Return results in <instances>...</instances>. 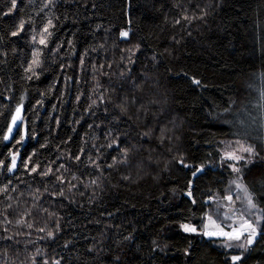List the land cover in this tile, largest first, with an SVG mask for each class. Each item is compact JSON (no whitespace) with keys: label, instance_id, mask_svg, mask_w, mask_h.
Masks as SVG:
<instances>
[{"label":"trees","instance_id":"16d2710c","mask_svg":"<svg viewBox=\"0 0 264 264\" xmlns=\"http://www.w3.org/2000/svg\"><path fill=\"white\" fill-rule=\"evenodd\" d=\"M46 3L16 0L12 9L0 0V264H233L217 241L181 225L199 231L206 201L224 194L221 142L239 139L242 128L259 153L243 183L264 209V144L252 105L264 84V0ZM48 19L55 27L45 46L39 32ZM21 20L24 30L12 36ZM37 50L42 66L29 80ZM18 105L21 124L6 142ZM116 137L119 150L108 147ZM235 264H264V234Z\"/></svg>","mask_w":264,"mask_h":264},{"label":"snow or ice","instance_id":"6c2138e0","mask_svg":"<svg viewBox=\"0 0 264 264\" xmlns=\"http://www.w3.org/2000/svg\"><path fill=\"white\" fill-rule=\"evenodd\" d=\"M49 5L54 6L53 0H47V3L44 5V7H48ZM15 7H16V0H11V8L15 9ZM208 7H211V5H209ZM201 13H202V15L198 18L203 19V17L208 14L207 8L201 9ZM4 15H8V13H4ZM184 19L187 20L188 17L185 16ZM176 22L179 23V21H176ZM24 26H25V22L23 20H21L17 26V30L12 31L11 35L17 36L19 34V32L24 30ZM54 27H55V25L53 24V20L48 19L47 22L44 24V26L42 27V29L39 32V36H40L39 44L47 46L48 38L53 35V32L50 31V29H53ZM120 36L124 39H127L129 37V31H121ZM32 39H33V41H36V36L34 35L32 37ZM136 49L137 50L139 49V45L136 46ZM127 51L130 53L129 56L127 57L128 62L130 64L134 63V61L132 60V57L135 55V51L132 49H129ZM40 57H41V52L39 50L33 52L32 60L28 64V66L25 68V72L30 73V75L27 76V79L31 80L34 76H38L37 69L41 68V66H42V61H41ZM153 59H155V57H153ZM81 63H83V61H81ZM121 75L123 76L124 74L122 73ZM194 82L197 84L200 83L198 80L194 81ZM100 100H101V102H103V96L100 97ZM95 103L96 102L93 101V104H95ZM118 107L121 108L122 112L126 111V108L124 106L120 105ZM261 107H264V105H261ZM21 110H22V105H18L16 110H15V114L12 116V119H11V125L12 126H15L17 121L22 119ZM226 111H228V109H226ZM240 123L243 124L244 122L241 120ZM12 126H9V128H8L9 134L12 133ZM109 135H111V132H109ZM143 135L145 137H147L150 135V132H145V133H143ZM161 135H162L161 142H163L164 130H161ZM8 138H9L8 136L4 137L5 140H7ZM118 140H119V137L114 138L109 143L108 147H112L113 145H116L117 150H119V145L117 143ZM235 144H236L235 148H232L231 144L228 145V148L231 150L224 151V153L221 157V160H222V162L223 161H231L232 162L229 164V167L231 168V170L234 173L238 174L237 180L232 181V183L235 185V187L239 191H242L244 193L243 201H242L243 208L240 209V211H239V217H238L239 223L235 226H230V230L226 231L223 224L217 223L216 220L213 219L212 215H208L207 216L208 223L203 225V227L205 229L203 231V235L208 236V237H223V238H225L226 241H240L242 238H244L246 240V244L251 245L254 242V240L258 234H264V223H262V221H264V209H262L260 207L259 203L257 202L254 190H250V188L247 185H245L241 182H238L241 180V177L239 174L241 173L242 170L237 165L240 164L241 162H243V164L245 166H247L248 164H252L254 162V158L256 156H258L259 153L256 151V149L252 145L245 144L241 140H236ZM81 152H83V150H81ZM245 154H247V156H245ZM74 159L76 161H79L81 159V157H80V155H77L74 157ZM89 159L91 160V157H89ZM16 160H17L16 154H12L11 164L8 167L9 172L13 171L16 168ZM120 162L121 163L127 162V150L124 151L123 159ZM3 163H4L3 161H0V166H3ZM93 163L95 164V161H93ZM115 163H116V161L114 159L113 164H115ZM178 163L184 167H188V165L184 164V160L182 157L179 158ZM112 166L113 165H108V167H112ZM60 167H64V166L61 165ZM96 167L99 168L100 165L96 164ZM38 168H39V165L33 167L31 169V172H36ZM202 171H203V167L196 169L193 172V176H196L197 173L202 172ZM40 174L42 176H48V175L52 174V169L48 168L46 171H44ZM56 179L60 184H64V182H65L64 178L62 176H57ZM72 179L75 180L77 178L75 176H73ZM68 183L71 185L70 181ZM93 183H95V181H93ZM71 187H75V185H71ZM71 187L69 188V191H71ZM0 191H6V189H0ZM45 191H47V189H45ZM37 192H39V189H37ZM58 195L64 196V191L61 190L58 193ZM187 195L189 197H192L191 190H189L187 192ZM262 198H264V197H262ZM224 199L229 203V205L233 204V197L231 195L226 196ZM237 199H240V197L237 196ZM34 200L38 201L39 196H36L34 194ZM192 203L193 204L196 203L195 199H192ZM9 207H11V205H9ZM44 211H47V209H44ZM230 211L234 214V213H236L237 210L234 207H232V208H230ZM28 214L30 215V213H28ZM50 215H54V214H50ZM223 215H224V219H226V220L232 219V216L229 215L228 211H225ZM217 216H219V208L217 209ZM248 217H254V219H249ZM17 223L18 224L23 223V221H17ZM27 227L31 228L32 224H28ZM181 227L184 230V232H186V233H196L197 232V228L194 224L185 223V224H182ZM58 229H59V225L57 224V230ZM5 231H7V229H5ZM39 231L44 232L45 229L40 228ZM47 236L50 238L53 237V232L48 231ZM231 246L232 245L229 243L225 244V247H231ZM238 246L239 247H245L244 244H240ZM89 251H91V249H89ZM37 252L39 254V250H37ZM240 260H241L240 256H233L232 257L233 264H235V262L240 261ZM32 264H36L35 257H33ZM43 264H49L48 260H44ZM53 264H61V262H60V260H54Z\"/></svg>","mask_w":264,"mask_h":264},{"label":"rangeland","instance_id":"374dc122","mask_svg":"<svg viewBox=\"0 0 264 264\" xmlns=\"http://www.w3.org/2000/svg\"><path fill=\"white\" fill-rule=\"evenodd\" d=\"M256 101L252 104L253 106L256 107V111L259 112V116L258 117L259 119V123H258V133L259 135H261V144L263 145L264 144V107H261V105H264V84H261V86L258 88V90L256 91ZM247 123V121H246ZM250 127H252L253 125V121L252 122H248L247 124ZM242 125H240L239 128H241ZM248 128V127H246ZM245 131V132H244ZM247 131L244 130L242 128L239 129L238 131L236 130V132L234 134H237L238 138L239 139H230V140H224L221 142V157L224 153V151L226 150H231L228 148V145L231 144L232 145V148H235L236 147V144H235V141L236 140H241L242 142H244L245 144H250L252 145L254 148L255 147V141H253V139H256L257 138H251L250 137V133H246ZM248 134V135H247ZM250 138V139H249ZM252 139V140H251ZM245 156H247V154H245ZM255 160V158H254ZM223 163L228 167L229 171H230V178H229V182H228V185H227V188L224 192L223 195L221 196H215L209 200L206 201L207 204H209L208 206V210L204 216V219H203V222H202V225L200 227V230L196 233H187V234H198V235H201L203 236L204 238L206 239H211V240H215L217 241V244L222 247L226 252H231V259L233 256H240L242 257L244 254L247 253L248 249L252 246V244L255 242V240L258 238V235L256 236L254 242L251 244V245H247L246 244V240L244 238H242L240 241H226L225 238L223 237H208V236H205L203 235V231L205 230L203 225L204 224H207L208 223V220H207V216L208 215H212L213 216V219L216 220L217 223L219 224H223L224 228L226 231L230 230V226H235L239 223V211L240 209L243 208V196H244V193L242 191H239L235 185L232 183V181L234 180H237V176L238 174L237 173H234L231 168L229 167V164L232 163L231 161H223ZM238 167L241 168V170H243L244 168V164L243 162H241L240 164L237 165ZM240 177H241V180L238 181V182H241L243 183V179H242V171L241 173L239 174ZM244 184V183H243ZM228 195H231L233 197V204L232 205H229V203L224 199L226 196ZM237 196L240 197V199H237ZM234 207L237 211L236 213H232L230 211V208ZM219 208V216H217V209ZM225 211H228L229 212V215L232 216V219L231 220H226L224 219V212ZM249 219H254V217H248ZM181 230L184 232V230L182 229L181 227ZM186 233V232H184ZM226 243H229L231 244L232 246L231 247H225V244ZM240 244H244L245 247H239L238 245ZM239 261L235 262V263H238Z\"/></svg>","mask_w":264,"mask_h":264},{"label":"water","instance_id":"95a60500","mask_svg":"<svg viewBox=\"0 0 264 264\" xmlns=\"http://www.w3.org/2000/svg\"><path fill=\"white\" fill-rule=\"evenodd\" d=\"M22 111V110H21ZM15 114V112H14ZM13 114V115H14ZM12 119V118H11ZM21 124V119L17 121L16 125L15 126H12L11 125V121H10V125L9 126H12V133L9 134L8 130H7V133H6V136H8L9 138L7 140H5L6 142H9L11 140V138L13 137V135L16 133V131L18 130L19 126Z\"/></svg>","mask_w":264,"mask_h":264}]
</instances>
